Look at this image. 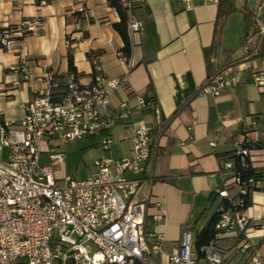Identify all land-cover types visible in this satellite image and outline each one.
<instances>
[{
    "label": "crops",
    "instance_id": "obj_1",
    "mask_svg": "<svg viewBox=\"0 0 264 264\" xmlns=\"http://www.w3.org/2000/svg\"><path fill=\"white\" fill-rule=\"evenodd\" d=\"M41 1L46 4L41 6ZM254 1L253 8L250 0H237L236 6L248 4L264 22V0ZM217 10L218 3L211 0H141L134 13L142 31L129 36L132 52L125 59L123 42L112 28L120 18L107 0H0V121H21L24 104L39 87L37 78L53 73L65 79L69 54L83 85L93 80L91 53L107 80L128 73L127 82L110 97L111 113H119L125 100L132 104L136 95L154 98L168 129L154 142L143 172L129 173L127 178L141 181L135 199L147 202L145 231L164 237L160 263L180 247L182 232H200L215 214L224 211L226 200L218 192L231 186L232 175L223 172L222 166L233 156L237 143L247 140L259 146L250 157L253 168L264 175V97L250 71L218 97L198 94L208 64L225 68L243 56L242 34L239 47L230 45L226 31L216 25ZM35 18L43 23L40 32L15 40L9 50L3 47L5 27L16 28ZM19 66L26 68L29 80L17 70ZM138 120L151 122V112L133 113L100 133L102 140L119 134L127 142L120 159L129 153ZM7 156L8 150L2 149L0 162ZM251 201L247 210L248 227L252 228L249 243L259 248L264 261V176ZM234 243L222 240L219 245L226 248Z\"/></svg>",
    "mask_w": 264,
    "mask_h": 264
},
{
    "label": "built area",
    "instance_id": "obj_2",
    "mask_svg": "<svg viewBox=\"0 0 264 264\" xmlns=\"http://www.w3.org/2000/svg\"><path fill=\"white\" fill-rule=\"evenodd\" d=\"M120 1L128 11L127 29L132 37L142 31L134 13L141 0ZM42 28L37 18L23 21L14 30L5 27L1 43L9 50L15 38L35 35ZM255 29L241 48V63L204 82L198 90L200 96L218 97L237 86L242 73L250 71L264 97V60L252 59L259 54L264 22L258 21ZM92 65L89 85L81 84L76 73L63 80L53 73L37 78L39 87L24 104L21 121H0V148L8 150L7 159L0 162V264H264L259 248L249 243L252 228L248 227V209H243V197L252 194L259 183L242 180L235 169L245 168L250 159L247 140L237 143L233 156L223 162L222 171L232 175V184L219 191L218 197L230 207L220 213L216 239L196 249L195 236L184 231L180 247L167 255L165 263L158 261L164 237L145 231L147 202L135 199L141 181L125 174L143 172L165 124L154 98L146 94L134 96L132 104L125 100L119 113H111L110 97L127 82L128 73L121 79L107 80L100 65L96 61ZM17 70L25 73V80L30 79L24 66ZM147 110L152 121L134 123L128 155L96 160L94 173L86 179L58 177L52 166L40 163L42 144L49 148V160L63 165L65 154L54 140L89 138ZM112 145L113 140L107 137L100 147L108 151ZM262 239L264 244V235ZM222 240L235 243L222 248Z\"/></svg>",
    "mask_w": 264,
    "mask_h": 264
},
{
    "label": "trees",
    "instance_id": "obj_3",
    "mask_svg": "<svg viewBox=\"0 0 264 264\" xmlns=\"http://www.w3.org/2000/svg\"><path fill=\"white\" fill-rule=\"evenodd\" d=\"M108 4L110 5L111 8H113L116 13L118 14L120 21L118 23H115L112 25L113 30L120 36L122 42H123V48L121 49V54L125 59L130 58L131 52H132V44L130 41V37L128 34V29H127V24L129 20V14L126 8L123 7L122 3L120 0H107ZM236 1L237 0H219L218 2V10H217V21L216 25L218 23V29H221L222 24L225 22L228 16H230L234 12H239L243 16L244 20V27H243V44L255 34V28L257 25L258 21H263V17L257 18L256 14L254 13L253 10H250L248 8V4H245L242 8H237L236 6ZM15 28L10 27L8 30H14ZM5 31V30H4ZM24 38V37H23ZM22 38H15V40H20ZM88 58L90 59L91 62H93L94 55L91 53L88 55ZM252 59H262L264 60V38L261 40L260 45H259V54ZM241 59L237 60L233 64H230L226 66L225 68L222 67H217L214 64H208L207 66V76L204 82H210L213 80L217 75L221 74L224 72L227 68L229 67H235L239 63H241ZM68 62H69V73H76L75 68L73 65V59L71 54L68 55ZM93 66V65H92ZM197 95V94H196ZM153 98V97H152ZM192 99V98H191ZM191 99L186 102V104L183 106L184 108L189 105ZM182 107V108H183ZM178 109L173 117L179 113V111L182 109ZM172 117V118H173ZM168 129L167 124L164 125L162 135L166 133ZM245 147L251 152L253 150L259 149V146L256 143L253 142H248L245 144ZM232 156H228V158H231ZM246 167L245 168H240L237 166L235 169L239 173L240 177L242 180H248V179H253L255 182L260 183L263 181V173H260L259 170L253 168L252 162H251V157L250 159L246 160ZM226 187V186H225ZM230 187V186H227ZM257 188H254V191H256ZM244 206L243 209L247 210L252 206V201H251V194L244 196ZM224 210H227L230 205L228 204L227 201L224 203ZM220 213L215 214L211 220L208 222L207 226L205 229H203L200 232H197L196 230H193V233L195 235V247L196 249H200L201 247L209 244L211 241L216 239L217 231H216V224L219 220Z\"/></svg>",
    "mask_w": 264,
    "mask_h": 264
},
{
    "label": "rangeland",
    "instance_id": "obj_4",
    "mask_svg": "<svg viewBox=\"0 0 264 264\" xmlns=\"http://www.w3.org/2000/svg\"><path fill=\"white\" fill-rule=\"evenodd\" d=\"M244 21L238 12L232 13L222 24L220 30H225L227 42L233 47H239L241 44V34L243 32ZM104 135L97 134L89 138L75 140L72 142H61L54 140V145L59 147L60 151L65 154L64 164L59 165L52 163L47 153L49 148L42 144L40 163L42 165H50L54 173L58 177H71L74 180H83L93 174V164L98 159L118 160L124 155L127 149V142L120 139L119 134L112 137L113 145L108 151H103L100 147L102 137ZM2 149L0 148V152ZM126 177L129 173L125 174ZM226 245L225 243H221Z\"/></svg>",
    "mask_w": 264,
    "mask_h": 264
},
{
    "label": "water",
    "instance_id": "obj_5",
    "mask_svg": "<svg viewBox=\"0 0 264 264\" xmlns=\"http://www.w3.org/2000/svg\"><path fill=\"white\" fill-rule=\"evenodd\" d=\"M254 6H255V1L254 0H250L249 7L253 8Z\"/></svg>",
    "mask_w": 264,
    "mask_h": 264
}]
</instances>
